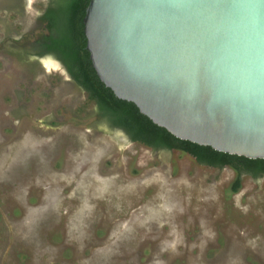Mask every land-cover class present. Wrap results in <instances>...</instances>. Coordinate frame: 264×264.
<instances>
[{"label":"rangeland","instance_id":"rangeland-1","mask_svg":"<svg viewBox=\"0 0 264 264\" xmlns=\"http://www.w3.org/2000/svg\"><path fill=\"white\" fill-rule=\"evenodd\" d=\"M49 0H0V264H264V176L130 142L52 56Z\"/></svg>","mask_w":264,"mask_h":264},{"label":"water","instance_id":"water-1","mask_svg":"<svg viewBox=\"0 0 264 264\" xmlns=\"http://www.w3.org/2000/svg\"><path fill=\"white\" fill-rule=\"evenodd\" d=\"M103 84L175 137L264 159V0H89Z\"/></svg>","mask_w":264,"mask_h":264},{"label":"trees","instance_id":"trees-1","mask_svg":"<svg viewBox=\"0 0 264 264\" xmlns=\"http://www.w3.org/2000/svg\"><path fill=\"white\" fill-rule=\"evenodd\" d=\"M88 2L49 0L39 17L44 23V30L18 52L28 57L52 56L58 60L72 81L94 104V114L98 119L110 129L124 133L130 142L141 143L154 151L179 150L200 164L230 167L236 173L231 185L233 192L239 190L242 174L254 178L264 176V159L224 153L179 139L140 113L134 103L117 98L98 78L86 49L82 19Z\"/></svg>","mask_w":264,"mask_h":264},{"label":"flooded vegetation","instance_id":"flooded-vegetation-1","mask_svg":"<svg viewBox=\"0 0 264 264\" xmlns=\"http://www.w3.org/2000/svg\"><path fill=\"white\" fill-rule=\"evenodd\" d=\"M46 8V7H45Z\"/></svg>","mask_w":264,"mask_h":264}]
</instances>
